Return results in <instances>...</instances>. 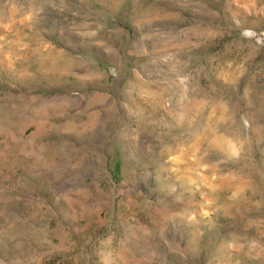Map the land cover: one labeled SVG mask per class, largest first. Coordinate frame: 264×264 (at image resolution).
<instances>
[{
	"label": "rangeland",
	"instance_id": "rangeland-1",
	"mask_svg": "<svg viewBox=\"0 0 264 264\" xmlns=\"http://www.w3.org/2000/svg\"><path fill=\"white\" fill-rule=\"evenodd\" d=\"M0 264H264V0H0Z\"/></svg>",
	"mask_w": 264,
	"mask_h": 264
}]
</instances>
